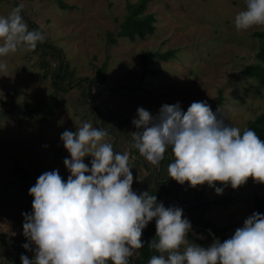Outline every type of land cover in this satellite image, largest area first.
Listing matches in <instances>:
<instances>
[{
    "label": "rangeland",
    "instance_id": "1",
    "mask_svg": "<svg viewBox=\"0 0 264 264\" xmlns=\"http://www.w3.org/2000/svg\"><path fill=\"white\" fill-rule=\"evenodd\" d=\"M60 1L66 8L59 6V0H0V16L23 4L21 14L29 30L33 28L28 22L38 26L45 40L63 52L68 72L83 79L73 88L58 91L50 75L39 67V51H19L4 58L9 76H0L1 262L33 253L22 247L29 242L23 235L22 213L32 212L29 188L42 173L58 169L67 180L70 173L63 161L70 154L60 139L65 130L76 131L84 121L107 130L114 150L130 154L134 191L139 194L144 182L142 192L173 198L178 184V198L188 192L185 206L189 211L193 188L163 174V166L174 159L171 149L158 167L132 150L131 132L136 128L131 121L137 108L156 115L164 104L179 102L187 111L192 102L206 101L213 111L219 107L225 122L241 132L264 110V86L242 73L248 64L259 62L260 42L254 33L264 27L245 32L234 27V17L244 10L245 0H149L144 13L155 15V31L135 40L120 37L118 32L126 5L139 0ZM168 50L173 55L152 58L150 71L142 77V51ZM49 63L53 68L55 61ZM102 77V84L94 80ZM102 85L107 91L101 90L92 102L89 91L95 93ZM46 99L51 103L48 109H33ZM90 160L84 158L89 167ZM198 187L201 202H209L203 207V217L217 228L222 242L256 211L257 197L264 198V184L251 177L237 189L224 187L222 194L207 184ZM216 187L222 185L216 182ZM202 232L193 228L189 235L204 238Z\"/></svg>",
    "mask_w": 264,
    "mask_h": 264
},
{
    "label": "clouds",
    "instance_id": "2",
    "mask_svg": "<svg viewBox=\"0 0 264 264\" xmlns=\"http://www.w3.org/2000/svg\"><path fill=\"white\" fill-rule=\"evenodd\" d=\"M23 7L0 16V76H9L4 58L33 51L46 39L40 30H29ZM234 27L238 32L264 27V0H245ZM220 113L206 101L192 102L187 111L179 102L164 104L156 115L138 107L131 147L157 167L171 149L167 174L181 185L207 184L222 194L224 187L237 189L250 177L264 184V140L253 129L241 132L227 124ZM60 139L70 154L63 161L70 174L65 181L58 169L45 171L29 188L32 212L22 213L29 242L22 247L34 256L21 254L22 264H129L153 220L156 233L148 245L159 255L148 264H264V214L253 212L223 242L189 243L192 224L183 209L133 190L130 154L114 150L107 130L84 121ZM85 157H91L90 167Z\"/></svg>",
    "mask_w": 264,
    "mask_h": 264
},
{
    "label": "trees",
    "instance_id": "3",
    "mask_svg": "<svg viewBox=\"0 0 264 264\" xmlns=\"http://www.w3.org/2000/svg\"><path fill=\"white\" fill-rule=\"evenodd\" d=\"M148 1L149 0H139L134 4L128 3L126 5L127 14L125 15L124 20L120 23L118 36L135 40L136 38L144 39L146 36L154 33L156 28L155 25L156 17L153 13H144ZM59 6L61 8H66V6L60 0H59ZM23 18L26 19L25 17ZM28 24L33 28V30H40L39 27L36 26L35 24H32L31 22H28ZM254 34L259 38V42H260L259 48L256 52V57L259 59V62L248 64L242 70V73L246 77L255 79L260 86H264V31H256ZM111 41L114 42L115 39H112ZM35 51L40 52L41 60L39 67L43 69L45 75H50L55 90L65 91L67 87L73 88L78 84H81V82H83V79L75 77L71 72H68L67 70L68 66L64 59L63 52L60 50V48L54 46L51 42L44 40L43 43H39L37 45ZM173 52H174L173 50H168L165 53L142 51L141 53V61L143 64L142 77H144V75L150 71V69L148 68V64L152 60V58L158 56L162 59H167L173 55ZM50 60L55 61L53 68L50 66L49 63ZM94 80L99 81V83L101 82L103 83L104 78L103 77L100 79L94 78ZM91 82L92 81L88 80L89 86ZM89 95L92 99V102H94V93L89 91ZM52 97L54 96H51L50 98ZM11 105L14 108L17 107V105L14 102H11ZM25 105L27 106V104ZM93 105L94 107H96V109L98 108L97 104H93ZM50 106L51 103L47 99L40 100L35 104V107L33 109L36 110V108H38L44 110V109H48ZM249 128L253 129L257 133V135L262 140H264V110L258 115H256L254 119L250 121L246 129ZM132 150L135 151L134 148H132ZM178 187L179 186L177 184V188ZM186 195H188V192L187 194H184L180 198H178L177 194L173 196H175L179 202L185 205L186 201L189 202V197H186ZM195 195H198L199 197L196 198ZM201 195H202V191L199 189L198 186L193 188V195L191 194V199H193L194 203L193 205H191L189 212L193 217L198 219L197 223L200 226H203L204 228H208V227L212 228V230H214L218 234L219 239L221 240L220 233L217 230V228L212 223L206 221L203 217L204 208L206 209L209 206V202H205V203L201 202ZM159 196L160 195L157 196V199L159 198ZM32 200L33 197L31 198L29 205H32ZM256 200H257L256 202L257 207L255 212L264 214V198L258 196ZM195 230L196 232L199 231L202 232L201 229L195 228ZM155 233H156V224H155V220H153L149 222L147 227L143 230L142 239L144 241V246L138 250L137 255L132 256L131 264H148L149 259L153 255H159V253H157L154 249L150 248L148 245V242L155 237ZM202 233L204 234V238H199L195 234L191 236L188 235L187 238L189 240V243H197L202 246L209 245L213 241L210 233L207 231H203ZM18 261L19 260L15 259V263H17Z\"/></svg>",
    "mask_w": 264,
    "mask_h": 264
},
{
    "label": "built area",
    "instance_id": "4",
    "mask_svg": "<svg viewBox=\"0 0 264 264\" xmlns=\"http://www.w3.org/2000/svg\"><path fill=\"white\" fill-rule=\"evenodd\" d=\"M159 202H163V204H164L165 207L178 206V207L182 208L183 209V216L186 217V218H188L190 220L193 228H197V229H201L202 231L209 232L210 235H211V237H212V239L219 238L218 234L214 230H212V228H210V227L204 228L203 226H200L197 223L198 219L195 218V217H193L190 214V212L187 210L186 206L183 205L181 202H179L175 197H173V198L172 197H170V198H163ZM135 255H137V254H134V256ZM33 256H34V254L31 255V256H29V259H32ZM131 262H132V257L129 258V264H131ZM5 264H12V263L8 262V263H5ZM20 264H22V262Z\"/></svg>",
    "mask_w": 264,
    "mask_h": 264
},
{
    "label": "crops",
    "instance_id": "5",
    "mask_svg": "<svg viewBox=\"0 0 264 264\" xmlns=\"http://www.w3.org/2000/svg\"><path fill=\"white\" fill-rule=\"evenodd\" d=\"M116 151V150H115ZM130 151V150H129ZM167 165L168 164H166V165H164L163 166V169H164V172H163V174L165 173V174H167ZM144 170V169H143ZM146 171H148V170H146ZM161 172H162V167H160L159 168V174H161ZM168 175V174H167ZM160 176V175H159ZM168 177V176H167ZM167 177H165L164 179H166ZM158 179H160V177H158ZM145 183L144 182H142V185L143 186H145L144 185ZM143 186H142V188H143ZM142 188H141V192H142ZM169 189H170V187H169ZM178 193V188H177V185H176V188H174V193H173V195H175V194H177ZM178 195V194H177ZM158 196V195H157ZM167 197H171V196H164L163 194H161L160 196H159V198H158V200H161V199H163V198H167ZM198 237V236H197ZM22 254H24V255H27L28 257L29 256H31V255H33L34 253H32V254H28V253H22ZM15 259H17V260H19L17 263H15ZM1 262V261H0ZM8 262H10V263H12V264H20L21 263V260H20V257H16V258H12L11 260H6V261H2L1 262V264H5V263H8ZM109 264H111V262H109Z\"/></svg>",
    "mask_w": 264,
    "mask_h": 264
},
{
    "label": "water",
    "instance_id": "6",
    "mask_svg": "<svg viewBox=\"0 0 264 264\" xmlns=\"http://www.w3.org/2000/svg\"><path fill=\"white\" fill-rule=\"evenodd\" d=\"M101 90H102V91H105V92L107 91L106 87H105L104 85H102V86H101V89L94 93V96H98L99 93L101 92ZM138 157H139V156H138ZM139 158H140V157H139Z\"/></svg>",
    "mask_w": 264,
    "mask_h": 264
}]
</instances>
